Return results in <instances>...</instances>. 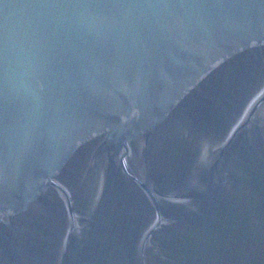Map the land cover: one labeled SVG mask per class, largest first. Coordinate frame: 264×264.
I'll list each match as a JSON object with an SVG mask.
<instances>
[{
  "label": "water",
  "instance_id": "1",
  "mask_svg": "<svg viewBox=\"0 0 264 264\" xmlns=\"http://www.w3.org/2000/svg\"><path fill=\"white\" fill-rule=\"evenodd\" d=\"M0 264H264V0H0Z\"/></svg>",
  "mask_w": 264,
  "mask_h": 264
}]
</instances>
